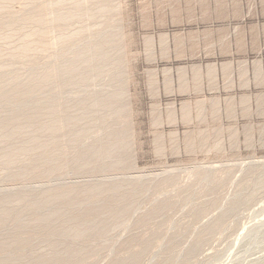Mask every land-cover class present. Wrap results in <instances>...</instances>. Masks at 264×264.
<instances>
[{"label":"rangeland","instance_id":"obj_1","mask_svg":"<svg viewBox=\"0 0 264 264\" xmlns=\"http://www.w3.org/2000/svg\"><path fill=\"white\" fill-rule=\"evenodd\" d=\"M169 1L0 0V124L42 111L0 127V264H264V144L236 113L163 135L151 105Z\"/></svg>","mask_w":264,"mask_h":264},{"label":"crops","instance_id":"obj_2","mask_svg":"<svg viewBox=\"0 0 264 264\" xmlns=\"http://www.w3.org/2000/svg\"><path fill=\"white\" fill-rule=\"evenodd\" d=\"M151 16L142 53L163 135L192 112L236 113L239 136L264 144V0H170Z\"/></svg>","mask_w":264,"mask_h":264},{"label":"bare ground","instance_id":"obj_3","mask_svg":"<svg viewBox=\"0 0 264 264\" xmlns=\"http://www.w3.org/2000/svg\"><path fill=\"white\" fill-rule=\"evenodd\" d=\"M15 17V16H14ZM37 23V22H36ZM0 70H2L1 68H0ZM16 80V79H15ZM14 82V81H13ZM30 82V81H29ZM36 84L37 85H39L40 84V82H41V80H40V82L38 81V79L36 80ZM35 83V82H34ZM34 83H28V84H34ZM21 87H23V86H21ZM20 86H19V88H21ZM18 88V87H17ZM22 94V93H21ZM21 94H18V95H21ZM20 97V96H19ZM60 114V113H59ZM41 115H42V111H36V113H34V114H31V115H29V117L26 119V118H18V119H5V120H3V122L0 124V127H2L4 130H3V132H4V134H3V136L5 135V134H7V133H10V134H8L7 136H5V137H2V139H4L3 140V142L4 143H2V146H4V145H6L7 143H11L12 142V140L13 139H16L17 140V138L20 136V133L22 132V131H25L26 130V128L28 127L27 125H29V127H30V131H35V130H33V129H37L40 125H41ZM26 119V120H25ZM55 119V118H54ZM59 121V120H58ZM58 121L56 120V122L58 123ZM27 122V124H25ZM28 127V128H29ZM56 130H58V129H56ZM55 130V131H56ZM29 131V132H30ZM2 135V134H1ZM34 136V135H33ZM1 138V137H0ZM31 139V138H30ZM2 142V141H1ZM2 149V148H1ZM210 168V167H209ZM144 179V178H143Z\"/></svg>","mask_w":264,"mask_h":264}]
</instances>
